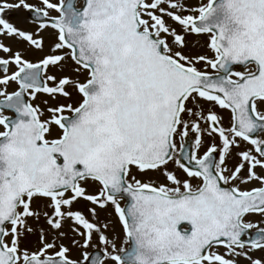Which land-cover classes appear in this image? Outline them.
I'll use <instances>...</instances> for the list:
<instances>
[{
    "label": "snow or ice",
    "instance_id": "6c2138e0",
    "mask_svg": "<svg viewBox=\"0 0 264 264\" xmlns=\"http://www.w3.org/2000/svg\"><path fill=\"white\" fill-rule=\"evenodd\" d=\"M0 264H264V0H0Z\"/></svg>",
    "mask_w": 264,
    "mask_h": 264
}]
</instances>
